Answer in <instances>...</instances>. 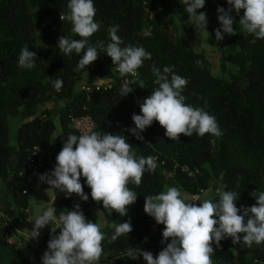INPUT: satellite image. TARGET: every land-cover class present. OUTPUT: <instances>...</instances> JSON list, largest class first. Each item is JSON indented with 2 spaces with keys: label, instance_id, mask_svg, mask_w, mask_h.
<instances>
[{
  "label": "trees",
  "instance_id": "trees-1",
  "mask_svg": "<svg viewBox=\"0 0 264 264\" xmlns=\"http://www.w3.org/2000/svg\"><path fill=\"white\" fill-rule=\"evenodd\" d=\"M68 3L69 0H0V264H41L44 251L35 253V260L30 263L15 245L3 241V219H9L16 231L28 228L31 186L52 189L39 181V175L49 167L54 169L55 158L69 135L79 136L70 127L71 116L89 117L94 123L92 132L101 136L124 135L137 158L156 157V170L145 171L139 186L131 182L128 185L137 195L132 204L133 215L128 218L118 221L119 214H110L102 203L93 201L83 177L80 182L89 196L87 201L75 194L66 198L64 194L52 204L57 218L79 204L87 220L106 222L101 230L105 239L98 264H145L142 257L133 260L129 251H149L155 257L166 247L170 241L161 243L164 226L156 224L143 211V205L144 197L157 195L167 187L175 186L182 193L195 196L207 191L210 184L220 182L224 191L237 194L238 208L254 205L251 193L264 191V39H256L242 29L238 20L243 10L231 14L235 20L234 35L223 34L218 41L215 30L220 26H216L210 28L206 40L209 46L220 49L222 68L226 65L235 68L229 80L224 81L214 77L207 58L196 52L194 45L170 35V25L189 20L184 0H93L94 20L100 28L88 38L89 45L102 43L106 47L110 42L109 28L118 25L121 47H143L151 53V59H145L137 69L139 85L122 97L113 73L117 65L112 64L103 48H98L97 60L82 70L78 61L85 50L65 55L57 46L61 36L79 39L72 32L71 22L60 20V15L68 14ZM218 7L227 10L229 6L226 0H205L197 14L204 12L206 16L218 17ZM142 30L150 31L151 36L141 35ZM26 46L37 55L31 69L18 66L20 51ZM167 66L188 81L182 92L185 104L204 108L213 115L220 136L200 137L193 133L191 137L181 135L179 140L172 141L156 121L140 133L142 140L128 131L135 127L132 115L141 114L140 103L158 87L152 68L162 72ZM103 77L112 82L110 89L95 88L97 78ZM57 79L63 82L59 91L54 88ZM86 79V90H81V82ZM40 106L49 107L39 112ZM10 119L19 121L13 138ZM34 148L40 150L34 159L41 160V164L33 168V181L28 184L23 168ZM185 167L189 171L199 170V175L188 176L182 171ZM7 182L9 194L1 188ZM211 200L217 202L218 194ZM129 220L132 231L109 243L114 234L109 225ZM58 234L59 229L46 234L41 239L42 245ZM213 248V264H264V243L247 247L226 238L219 248L215 244Z\"/></svg>",
  "mask_w": 264,
  "mask_h": 264
},
{
  "label": "clouds",
  "instance_id": "clouds-1",
  "mask_svg": "<svg viewBox=\"0 0 264 264\" xmlns=\"http://www.w3.org/2000/svg\"><path fill=\"white\" fill-rule=\"evenodd\" d=\"M226 3L227 10L217 8L220 28L215 30L216 40H222L223 34H235V20L231 13L239 14L241 10L243 15L238 21L242 29L256 39H264V0H226ZM184 5L189 20L206 28V14H197V10L204 7L205 0H184ZM67 8L68 14L60 15V20L71 22L72 32L79 39L61 36L57 46L65 55L80 54L85 50L78 61L80 69L84 70L97 60L98 48H103L112 64L117 65L121 77H135L143 61L151 59V53L143 47H121L123 41L117 35L118 25L109 28L110 42L106 47L102 43L97 46L88 44V38L100 28L94 20L96 8L93 0H69ZM141 35L149 37L151 32L142 30ZM36 57V52L29 51L26 46L20 51L18 66L31 69ZM152 72L156 77L154 84L158 87L140 103L141 114L132 115L135 127L128 129L136 139H143L140 133L153 121L165 129V136L172 141L179 140L181 135L191 137L193 133L200 137L221 135L213 115L204 108L185 104L182 92L188 81L175 74L172 66L164 67L162 72L153 67ZM95 83L103 86L110 81L103 77L97 78ZM62 84V80L57 79L54 88L59 91ZM129 85V80L122 84V97L133 91ZM55 159L56 165L51 173L39 175L40 182L64 193L66 198L75 194L87 201L89 196L84 193L80 182L83 177L90 188L91 199L102 203L103 209L110 214L115 212L120 216L126 215L128 206L137 199L129 189V183L139 186L145 171L154 172L157 168L156 157L137 158L124 135L104 133L101 136L91 130L79 136L69 135ZM217 194L219 200L213 202L189 196L173 186L157 195L144 197L143 211L154 218L156 224L164 226L161 243L170 242L155 257L140 249L138 252L129 251L128 255L133 259L142 257L145 264H213V245L219 248L220 242L226 238H231L233 244L242 242L247 247L264 243V191L252 192L255 204L241 208L236 206L235 192L218 190ZM55 212L54 206L44 210L36 217L30 231V238L36 239L45 226L55 223L56 227H51L53 233L59 229V234L48 240L41 264H98L105 239L100 225L87 220L79 204L71 211L61 212L58 218ZM109 227L114 229L109 243L132 231L130 220Z\"/></svg>",
  "mask_w": 264,
  "mask_h": 264
},
{
  "label": "rangeland",
  "instance_id": "rangeland-1",
  "mask_svg": "<svg viewBox=\"0 0 264 264\" xmlns=\"http://www.w3.org/2000/svg\"><path fill=\"white\" fill-rule=\"evenodd\" d=\"M233 11L231 14H235ZM207 24L206 28L203 26L199 27L195 25L192 20H187L183 22H177L174 26H169L170 35L174 38L183 39L185 43L192 44L195 46V50L198 53H202L208 60L209 67L211 73L214 77L227 81L229 80V74L235 72V68L230 65H226L224 68L221 67V51L215 46H209L206 43L207 38L210 36V28L220 26L218 19L215 15H207ZM87 82L83 80L81 84ZM49 106H40L38 107V111L40 112L44 108ZM19 121L17 119H10V136L13 138L15 135V129L18 125ZM2 190L9 194L10 185L9 183H3L1 185ZM218 190H223V185L218 182L214 184H210L209 189L204 191L201 195L202 199H211L215 194L218 193ZM55 195L54 189L44 190L38 187L37 185H32L30 188V196H29V213H28V228L23 231H16L13 229L12 222L9 219H3V228H5L4 239L3 241L6 244L15 245L22 254L28 259L30 263L35 260V253L39 252L42 246L41 239L52 231V228H55V223L51 225L45 226V228L40 230V235L36 239L30 238V231L33 228V222L37 216L41 215L44 210L48 207L52 206L50 203ZM59 199V198H58ZM57 199V200H58ZM133 215L132 205L128 206L127 214L124 216H120L118 221L128 218ZM99 225L101 230L104 228L105 223L99 221ZM52 227V228H51Z\"/></svg>",
  "mask_w": 264,
  "mask_h": 264
},
{
  "label": "built area",
  "instance_id": "built-area-1",
  "mask_svg": "<svg viewBox=\"0 0 264 264\" xmlns=\"http://www.w3.org/2000/svg\"><path fill=\"white\" fill-rule=\"evenodd\" d=\"M113 73H114L115 77L118 80L120 89L122 88V84L124 83L125 80H129L130 81V85L129 86L131 88H133L137 84L139 85V83H140V78H139L138 73H137V75L135 77H130V76L121 77V75L118 72V68L117 67L114 68ZM94 86H95L96 89H99V88H108V89H110L111 86H112V82L110 81V83H106L103 86H98L95 83ZM80 89L81 90H86L85 84H81L80 85ZM70 127L73 130H75L79 135H82L85 132H88L89 130L93 131L94 130V123L87 116H82V117H73V116H71L70 117ZM39 153H40V150L38 148H34L32 150V152H31V157L26 161V163L24 165L23 172L25 174H27V183L28 184H32V181H33V168L36 165H40L41 164V160H39V159L35 160L34 159V157H37ZM35 161H36V164H35ZM52 170L53 169L51 167H49L47 169V173L50 174ZM182 171H184L185 173H187V175L190 176V177H195L196 175H199V170H197V169H195L193 171H189V169L185 167V168H182ZM25 193L26 192H23V194H25ZM201 195L202 194L195 195V196H192V197H197L198 196V197L201 198ZM194 203L197 204V203H200V201H194ZM154 230H155V228L152 225V231H154ZM42 246H43V248L41 247L39 251H46L47 250V243L46 244H43ZM133 260L136 261L137 258H135Z\"/></svg>",
  "mask_w": 264,
  "mask_h": 264
},
{
  "label": "crops",
  "instance_id": "crops-1",
  "mask_svg": "<svg viewBox=\"0 0 264 264\" xmlns=\"http://www.w3.org/2000/svg\"><path fill=\"white\" fill-rule=\"evenodd\" d=\"M63 195H64V193H61L59 190H55V195H54V197H53V199H52V201L50 203L53 204V203L59 201L62 198Z\"/></svg>",
  "mask_w": 264,
  "mask_h": 264
},
{
  "label": "water",
  "instance_id": "water-1",
  "mask_svg": "<svg viewBox=\"0 0 264 264\" xmlns=\"http://www.w3.org/2000/svg\"><path fill=\"white\" fill-rule=\"evenodd\" d=\"M112 225V224H111Z\"/></svg>",
  "mask_w": 264,
  "mask_h": 264
}]
</instances>
